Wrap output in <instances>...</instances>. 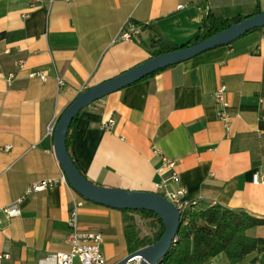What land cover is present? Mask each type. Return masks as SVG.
Masks as SVG:
<instances>
[{
    "label": "crops",
    "instance_id": "obj_1",
    "mask_svg": "<svg viewBox=\"0 0 264 264\" xmlns=\"http://www.w3.org/2000/svg\"><path fill=\"white\" fill-rule=\"evenodd\" d=\"M264 13V0H0V209L34 183L54 181L24 197L21 214H0L1 264H38L66 252L72 196L53 152L54 128L85 89L152 57V43L191 41L207 14L220 19ZM126 23L142 27L132 41ZM19 64L23 67L20 68ZM45 72L46 80L30 78ZM59 77L63 83L59 86ZM225 88L228 127L217 119L214 93ZM114 120L110 131L102 125ZM175 163V180L157 190L160 156ZM69 151L97 186L162 194L183 189V200L218 204L264 220V28L96 101L70 129ZM81 232L100 233L106 264L129 253L122 213L83 201ZM264 238V225L246 232ZM228 264L225 255L211 259ZM241 264H264V252Z\"/></svg>",
    "mask_w": 264,
    "mask_h": 264
},
{
    "label": "water",
    "instance_id": "obj_2",
    "mask_svg": "<svg viewBox=\"0 0 264 264\" xmlns=\"http://www.w3.org/2000/svg\"><path fill=\"white\" fill-rule=\"evenodd\" d=\"M263 28L264 13H259L208 39H200L188 48L151 57L107 81L85 89L61 114L54 127L53 152L63 175L75 193L85 201L115 210L152 212L163 224L164 232L155 244L128 254L116 264H160L176 241L181 214L158 193L97 186L88 181L78 171L67 151L66 135L72 120L83 109L110 94L204 52L229 45L249 32Z\"/></svg>",
    "mask_w": 264,
    "mask_h": 264
},
{
    "label": "trees",
    "instance_id": "obj_3",
    "mask_svg": "<svg viewBox=\"0 0 264 264\" xmlns=\"http://www.w3.org/2000/svg\"><path fill=\"white\" fill-rule=\"evenodd\" d=\"M206 1L198 0V3L204 6ZM248 17L236 16L229 19H220L207 14L201 23L198 33L191 41L181 46L162 40L154 41L152 43L154 49L152 57L188 48L200 39H208ZM258 30L261 29L251 32ZM77 116L72 120L68 129L66 147L72 162L84 176L69 151L70 129ZM121 213L123 233L129 254L151 246L161 238L164 227L154 213L128 210H123ZM135 215H138L142 220L149 221L148 227L154 229L151 237L140 236ZM263 225L264 220L252 217L242 211H232L218 204L196 203L181 214L176 241L160 264H207L220 254L225 255L228 264H241L250 254L264 252V238H251L246 234L248 230Z\"/></svg>",
    "mask_w": 264,
    "mask_h": 264
},
{
    "label": "built area",
    "instance_id": "obj_4",
    "mask_svg": "<svg viewBox=\"0 0 264 264\" xmlns=\"http://www.w3.org/2000/svg\"><path fill=\"white\" fill-rule=\"evenodd\" d=\"M142 27L136 24L126 23L123 27L119 39L123 41H132L137 38L141 33ZM19 67L22 68L23 65L19 64ZM30 78H38L41 81L46 80L45 72H32L29 75ZM57 83L59 86H62L63 83L59 77H56ZM215 103L218 107L217 109V119L221 121L225 127H228L229 115L227 114V109L229 107L228 103L225 100V88L220 87L217 89L213 95ZM114 120H108L102 125V129L105 131H110L114 127ZM54 128H47L46 134L52 135ZM11 146L5 145L0 148V152H8L11 150ZM152 153L155 156H160L161 167L157 170V173L160 177H163L165 174H170L167 179H163L159 184L155 185L157 190H162L165 188L166 183L169 180H175L176 174L174 172L175 163L171 160H168L166 157L159 155V152L156 149H152ZM60 181L66 182V178L61 173ZM253 183L263 184L264 179L258 174L253 176ZM54 181H43L40 183H34L28 187L25 194L18 198L13 204L3 209H0V214L4 215L7 219H12L20 216L21 210L20 205L24 200V197L31 193L41 192L48 187L52 186ZM170 204H172L180 214L189 210L196 202H187L184 201L185 191L183 189L177 191H164L162 194ZM83 199L77 198V196H72L71 198V208L68 217V234L66 237V242L68 245V250L66 252H59L53 255H48L44 259L40 260L38 264H106L105 257L102 251L103 237L100 233H89L81 232L78 227V212L83 205ZM9 259V255H0V264ZM134 263V262H132ZM207 264H215L212 261H209Z\"/></svg>",
    "mask_w": 264,
    "mask_h": 264
},
{
    "label": "rangeland",
    "instance_id": "obj_5",
    "mask_svg": "<svg viewBox=\"0 0 264 264\" xmlns=\"http://www.w3.org/2000/svg\"><path fill=\"white\" fill-rule=\"evenodd\" d=\"M135 220L138 225L140 236L141 237H151L154 233V229L148 227V222L146 220H142L138 215H135Z\"/></svg>",
    "mask_w": 264,
    "mask_h": 264
},
{
    "label": "bare ground",
    "instance_id": "obj_6",
    "mask_svg": "<svg viewBox=\"0 0 264 264\" xmlns=\"http://www.w3.org/2000/svg\"><path fill=\"white\" fill-rule=\"evenodd\" d=\"M137 261V260H136ZM135 262V261H134Z\"/></svg>",
    "mask_w": 264,
    "mask_h": 264
}]
</instances>
